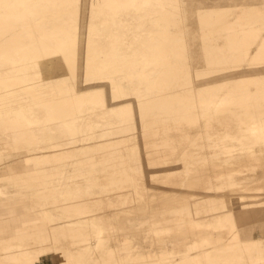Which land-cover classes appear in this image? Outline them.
<instances>
[{
    "label": "bare ground",
    "instance_id": "6f19581e",
    "mask_svg": "<svg viewBox=\"0 0 264 264\" xmlns=\"http://www.w3.org/2000/svg\"><path fill=\"white\" fill-rule=\"evenodd\" d=\"M32 1L28 6V0H0V6L6 10H0V135L3 138L0 139V165L5 160H17V166H9L10 172L0 174V186L6 187L5 190L0 187V215L9 214L11 218L10 225L0 224V247L10 260L8 264H18L24 257L31 259L24 246L25 239L42 242L45 234L53 243L69 238L67 244L72 248L57 249L54 256L50 248L39 245L41 248H35L38 255L35 264H194L195 257L188 252L179 257L158 249L141 254L110 226V218L117 209L107 208V225L103 228L99 221L102 207L96 209L101 206V197L90 198L97 205L93 207L95 212L83 210L78 194L81 188L74 186L71 176L77 166L81 171L95 167L94 162L84 163V156L90 160L96 154L109 153L121 158L119 173H124L127 179L131 177L125 171L126 166L153 178L158 167L156 161L149 159L148 167L137 160L129 165L123 162L121 153L124 146L127 156L137 154L141 144L136 142L137 136L148 133L157 138L151 141L153 149L168 148L171 136L164 124L156 130L150 122L191 120L193 115L197 122L206 110L212 112L207 118L210 121L220 107L234 102L242 106L255 103V114H249L247 122L240 120L236 134H224L230 144L220 145L221 141L206 137L204 143L210 153L203 158V164L187 162L179 174L183 187L182 183L198 165L201 167V185L189 187L194 189L191 201L154 213L147 209L150 216L146 220L147 228L153 235L164 234L168 228H161L158 223L182 214L190 215L192 225L199 227L202 225L197 218L200 211L193 208L194 204L204 200L209 209L216 211L213 193L224 194V186L242 192L238 185L245 184L243 178L236 181L232 174L243 173L241 169L246 166L258 167L264 159V32L259 27L264 25V0L250 3L244 0H93L94 8L87 7L85 0H76L80 14L67 12L68 19L58 23L44 12L48 0ZM229 3L239 9L233 19L227 13ZM169 11L184 18L183 32L165 31L160 25L159 19L167 17ZM50 22L56 24L45 28ZM63 23L70 27H62ZM18 32L23 36L17 35ZM214 33H218L223 45L206 46L204 41L212 42ZM24 37L29 38V45L23 42ZM184 49L191 54V62L184 56ZM228 59L231 69L225 70ZM215 77L234 80L233 86L241 88L240 96L235 95V89L215 100L216 92H207L202 86H214ZM157 78L160 82L155 84ZM179 87L187 90V94L180 92ZM200 92L203 93L200 103L197 111H193L190 96ZM202 132L206 131L202 129ZM25 136L36 140L38 145L24 141ZM25 143L22 152L20 145ZM234 144L239 145L236 154L240 156L233 153ZM30 146L40 149L39 156L26 150ZM2 148H9L11 156H5ZM187 158L186 151L181 152L171 170ZM161 159L168 160L163 155ZM24 170L33 184L21 175ZM9 174L20 179L17 188L9 183ZM69 187L73 201L63 195ZM242 187L249 191L242 211L227 209L223 202H219V208L230 223L229 240L242 243L241 248L257 247L255 262L261 263L262 246L256 236L264 235V224L259 220L264 216V199L250 192L248 186ZM52 188L54 192L48 195ZM84 189L94 192L93 182L86 180ZM197 189L203 193H196ZM36 196L51 200L50 209L44 201L35 202ZM109 207L113 206L109 204ZM71 209L77 212V217L68 214ZM97 210H100L99 218ZM175 226L176 231H187ZM205 227L224 235L222 225L206 224ZM85 231H94L93 237ZM104 233L108 240L106 248L102 241ZM12 234L16 235V242ZM201 244L189 243L188 251ZM118 245L120 250L116 249ZM100 252L104 253L102 258H98ZM206 259L213 260L209 256ZM252 263L249 256L244 264Z\"/></svg>",
    "mask_w": 264,
    "mask_h": 264
},
{
    "label": "rangeland",
    "instance_id": "374dc122",
    "mask_svg": "<svg viewBox=\"0 0 264 264\" xmlns=\"http://www.w3.org/2000/svg\"><path fill=\"white\" fill-rule=\"evenodd\" d=\"M48 1L49 5H47V7L44 9V12H47V14L51 17L52 21L56 20V23L61 20H67V12H75L80 14V4L76 0ZM85 1L87 7L92 6L94 8L95 4H93V0ZM186 1L191 2V0ZM230 1L235 2V0ZM253 1L254 0H244V3H250ZM32 2V0H28L27 5L29 6ZM262 8L264 9V6H262ZM0 10L2 12L6 11L5 8L2 6H0ZM238 11L239 9L234 7L233 4H228L227 13L229 14L230 19H233ZM17 22L18 24H20L19 21ZM159 22L165 31L181 33L184 30V18H181L179 15H176L175 11H169L168 16L159 19ZM56 23L50 22L49 24L44 25V27L51 28V26ZM61 26L65 28L70 27V25H68L67 23H63ZM259 27H261L262 32H264V25H259ZM195 31L202 33L200 29H196ZM184 33H186L187 35L189 34V31H185ZM214 34L212 42L209 39L204 41L206 46L211 47L214 44L223 45V40L218 35V33ZM17 35L22 37L23 33L18 32ZM23 42L29 45V38L24 37ZM189 54L190 53L188 49H184V56L186 57L188 62H191L192 57L191 54ZM213 55L214 51L212 52L211 56ZM189 69L191 68L189 67ZM224 69H231L230 59L227 60ZM262 80L264 83V77H262ZM203 81L204 80L201 79L200 82L203 83ZM223 81L226 82L225 85L222 87H218L217 84ZM155 82V84H158L160 82V78H157ZM213 83L214 86L210 84H202V86L205 87L204 90H207V92L212 90L216 92L215 100L219 97H222L224 93L230 90L234 91L236 89V96H240L241 94V88H235V85L233 86L234 80L232 79L229 80L225 78L222 80L221 78L215 77L213 78ZM178 90L183 94H187V90H184L182 87H179ZM202 94L203 93L200 92L194 96H190L194 103L192 106L193 111H197L196 107L200 103V98L202 97ZM251 99L253 100V98ZM255 106V103H251L249 104V106H242L240 103L234 102L228 106L226 105L220 107L219 112H217L210 121H208L207 118L212 115V112L210 110H206L204 111L203 116H201L197 122H195L196 116L194 115L191 116V120L172 121L165 119L161 121L150 122V125H155L156 130L162 127L161 125L164 124L166 133L171 136V138L168 140V142L170 143V147L168 146V148L160 147V149H153L151 141L157 138L153 135H149L148 133L146 135L137 136L136 142L141 143L140 145H138V148L140 150L137 154L127 156L125 153L124 146L121 148V153L123 162L129 165H133V162L137 160L141 163L143 167H148L150 166L148 162L149 159L156 161L158 167L156 168L157 172L153 178L143 174L140 170L134 169V167L126 166L125 171L131 177V179H127L124 173H119V167L121 169V158L113 154H96V157L90 160H88L89 158H86L87 156H84L85 158H83V162H94L95 167L90 170L81 171L78 170L77 166L73 170V174L71 176V182H73L74 186L77 185L81 188V193L78 194L80 195L79 201L82 204L83 210L84 208H86L88 211L95 212L96 209H100L102 207L103 209L101 208L100 210L103 211L101 212L103 214H98V211L100 210H97L96 213L97 218L101 216V219H99V221L103 228L107 225V211L112 209L115 211L118 210L115 215L112 214L113 217H111L109 221L112 222L110 226L115 227L113 231L121 235L123 239H126L134 248L137 247V251H139L141 254H145L151 251L153 252L154 250L158 249L163 251H169L174 256L179 257V255L188 252L195 257L196 262H194V264H244L248 260L249 256H251L253 262L252 264H264V235H261L259 237L256 236V238L260 240V245L262 246L263 254V261L261 263H256L255 254L257 253V247H248L247 249H245L240 247L242 243L235 244L229 240L231 233L230 223L226 220L225 213L222 212L219 208V202H223L227 209H239L240 211H242V205L248 200L247 192H249L245 190L242 186H248L250 192L264 199V159L262 160V162L258 163V167L246 166L241 169L243 173L237 171L232 174L233 178H235L236 181H239L238 179L243 178L242 181H244L245 184L238 185L240 189L243 190L242 192L229 190L228 186H224V194L213 193L216 198V202L214 204L216 211L209 209L207 202L204 200H201L199 203L194 204L193 208L200 211L199 216L197 218L198 222L202 224L201 226L195 228V226L192 225L191 216L182 214L180 216H175V218H166L163 221L159 222L158 226L161 228H168V231L164 234L160 233L159 235H153L147 228L148 224L146 221L150 217V212H159L163 209L169 208L170 206L179 207L184 203L191 201L190 194L194 191V189H189V187L192 186L196 188L201 185V167L198 165V167L196 168L197 170L193 174H191L184 183H182L183 187L181 185L182 179L179 174L183 171V169L188 163L192 164L194 162H201L203 164V158L209 155L210 153L209 149H207L204 143L206 137H209L215 142L221 141L222 143H220V145L230 144L231 141L224 138V134H236L237 125L240 120L247 122L249 114H255ZM227 108H230V110H228ZM245 109H247V113L245 112ZM228 121L229 125H227ZM150 129H147V131H150ZM202 129H204L206 132L203 133ZM0 139H3L1 135ZM27 140L31 141V145H38V142L36 140L31 137L25 136L24 141ZM192 142L193 145H190V143ZM1 145L2 144L0 143V147H2ZM24 146H26V143L20 145L22 152L23 150H25ZM171 146L173 148H171ZM234 146L235 152L233 153H235L236 156H240L236 154L239 153V145L234 144ZM36 148L37 147L30 146L26 150H28V152L33 156H39L41 151L40 149ZM173 149H175L174 152ZM1 151L4 152L3 154L5 156H11V150L9 148H2ZM184 151H186L188 155L186 162L179 163L174 170H171V167H173L174 163L177 161V157L180 155L181 152ZM161 155H163V158L165 157L168 160L163 161L161 159ZM15 163H17L16 159H9L3 161V165H0V174H7L8 172H10L11 169L9 168V166L12 164H14V166H17ZM17 169L23 170V167H18ZM211 169L212 167H210V170ZM21 175L24 177H28V180L30 179L25 170L22 171ZM7 179L9 183H11V186L15 188H17L18 185L21 183L20 179H15L10 174ZM86 180H91L93 182L95 188L94 192L90 193L85 191L84 184ZM29 183L33 184L32 180H29ZM133 186L135 187V189L132 188ZM0 187L3 190H5L6 188L3 185ZM180 187L182 188L180 189ZM64 188L65 186L63 185L62 189ZM33 192L34 191H32V193ZM53 192L54 189L52 188L48 192V195L52 194ZM196 193L203 192L197 189ZM63 195L67 197L69 201H73V194L71 193L70 187L65 189V194ZM91 197H101V206H97L96 204H94L93 198L92 200L90 199ZM34 198L36 202L38 197L36 196ZM61 199L62 197H59V200ZM41 201H44L45 206L50 209L52 203L51 200L38 199V202ZM106 203L107 206L105 208L104 206L106 205ZM108 203L112 205L115 209L113 207L110 209ZM91 204L93 206H91ZM93 207H95L96 209H93ZM107 208H109V210ZM122 209H125L124 211L127 210V212H124ZM147 209L149 213L147 212ZM54 211L58 212L57 209H55ZM68 214L71 217L78 216L77 212L73 209H71ZM18 217L22 218V216ZM259 220L262 224H264V216L261 217ZM10 221L11 218L9 214L0 215L1 225H10ZM176 224L178 225L177 229H186L187 231H176L174 229V227H176ZM206 224H210L211 227H221L222 225L224 227V235L215 234L212 232V230L206 229ZM85 232L87 234H90V237H93L94 231ZM12 236H14L13 240L14 242H16V235L12 234ZM45 237V240L42 242L39 241V239H25L24 246L28 248V257L31 256V259L28 260L27 257H24L23 261L19 262L18 264H35L36 256H38L35 253V248L39 249L41 248V246L45 247V249L50 248L51 253L54 252V254H52L54 256H56V253L58 252L57 249L60 250L61 248H63L61 250L66 251L67 249L72 248L71 244H67L68 242H70L69 238L65 239V237H63L61 240L53 243V241L48 238L46 234ZM145 237L147 238V240L145 239ZM62 241L63 244L61 243ZM102 241L106 248L108 240L105 238V233L102 236ZM193 241H197L200 243L202 242L203 244H201L199 248H195L191 250V252H189L188 245ZM111 244L114 245L112 242ZM39 245L41 246L38 247ZM88 245L90 246V244ZM116 249L120 250L121 245H118V247L116 246ZM103 255L104 253L100 252L98 258H102ZM208 256L212 257L213 260L211 262L209 261V259H206L208 258ZM9 261L10 260L6 256L5 251L2 247H0V264H8Z\"/></svg>",
    "mask_w": 264,
    "mask_h": 264
}]
</instances>
